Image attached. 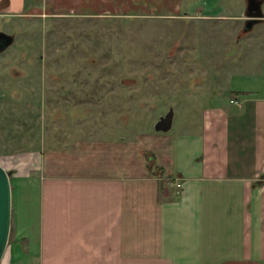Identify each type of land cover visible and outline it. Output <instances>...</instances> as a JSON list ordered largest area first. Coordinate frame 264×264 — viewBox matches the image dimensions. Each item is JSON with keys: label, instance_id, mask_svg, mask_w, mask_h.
<instances>
[{"label": "crops", "instance_id": "crops-1", "mask_svg": "<svg viewBox=\"0 0 264 264\" xmlns=\"http://www.w3.org/2000/svg\"><path fill=\"white\" fill-rule=\"evenodd\" d=\"M132 7L0 0L1 14L29 18ZM243 66L226 73L223 102L206 106L184 134L90 137L33 151L27 166L0 163L12 171L6 264H264V58Z\"/></svg>", "mask_w": 264, "mask_h": 264}, {"label": "rangeland", "instance_id": "rangeland-1", "mask_svg": "<svg viewBox=\"0 0 264 264\" xmlns=\"http://www.w3.org/2000/svg\"><path fill=\"white\" fill-rule=\"evenodd\" d=\"M246 1L133 0L126 15L98 17L0 13V31L14 37L0 52V163L27 166L36 150L90 137L134 142L156 134L170 109L164 134L199 126L202 110L223 102L226 73L264 58V17L244 31Z\"/></svg>", "mask_w": 264, "mask_h": 264}, {"label": "water", "instance_id": "water-1", "mask_svg": "<svg viewBox=\"0 0 264 264\" xmlns=\"http://www.w3.org/2000/svg\"><path fill=\"white\" fill-rule=\"evenodd\" d=\"M263 0H247L246 3V23L244 31L250 30L254 24L263 19L261 10ZM14 42L12 34L0 31V52L5 50ZM173 122V111L168 112L158 118L154 124L157 132H167L171 129ZM12 198L9 172L0 164V262L4 256L11 227Z\"/></svg>", "mask_w": 264, "mask_h": 264}, {"label": "trees", "instance_id": "trees-1", "mask_svg": "<svg viewBox=\"0 0 264 264\" xmlns=\"http://www.w3.org/2000/svg\"><path fill=\"white\" fill-rule=\"evenodd\" d=\"M9 172V177L11 178V175H12V171H8Z\"/></svg>", "mask_w": 264, "mask_h": 264}, {"label": "flooded vegetation", "instance_id": "flooded-vegetation-1", "mask_svg": "<svg viewBox=\"0 0 264 264\" xmlns=\"http://www.w3.org/2000/svg\"><path fill=\"white\" fill-rule=\"evenodd\" d=\"M246 3H247V1H246ZM245 12H246V10H245ZM245 23H246V17H245V20H244V25H245Z\"/></svg>", "mask_w": 264, "mask_h": 264}]
</instances>
